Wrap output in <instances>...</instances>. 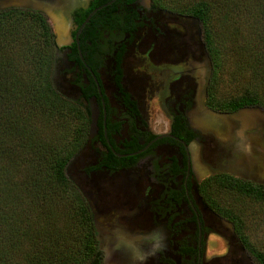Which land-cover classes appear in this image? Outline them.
<instances>
[{"label":"flooded vegetation","instance_id":"af4514ba","mask_svg":"<svg viewBox=\"0 0 264 264\" xmlns=\"http://www.w3.org/2000/svg\"><path fill=\"white\" fill-rule=\"evenodd\" d=\"M40 1L49 23L44 10L68 29L60 44L52 28L55 66L68 76L61 91L96 123L86 156L68 167L94 222L99 253L87 264H254L203 184L227 174L264 186V130H241L219 114L234 110L214 106L200 19L156 0ZM155 82L162 130L150 124ZM213 233L227 249L208 255Z\"/></svg>","mask_w":264,"mask_h":264},{"label":"trees","instance_id":"16d2710c","mask_svg":"<svg viewBox=\"0 0 264 264\" xmlns=\"http://www.w3.org/2000/svg\"><path fill=\"white\" fill-rule=\"evenodd\" d=\"M182 1L187 5L175 8L203 25L214 66V106L264 107V0ZM229 61L246 90L222 98L218 86ZM55 69L47 17L23 8L0 11V264H87L99 253L90 206L67 174L89 139L91 113L55 87ZM76 81L82 87L83 72ZM203 185L210 202L234 222L247 250L264 264V249L243 235V218L216 194L225 189L264 201V186L227 174Z\"/></svg>","mask_w":264,"mask_h":264},{"label":"rangeland","instance_id":"374dc122","mask_svg":"<svg viewBox=\"0 0 264 264\" xmlns=\"http://www.w3.org/2000/svg\"><path fill=\"white\" fill-rule=\"evenodd\" d=\"M145 3H148L149 0H143ZM166 5H168L170 8L181 7L182 5H187L186 1H179L171 2V0H165ZM181 5V6H180ZM51 26L54 29L55 33L58 34V41L60 44H64L66 37H64V33L68 31L66 27L63 29L58 28V23L53 20V18L50 17ZM55 22V23H54ZM68 28V27H67ZM61 34L63 37H61ZM66 43V42H65ZM229 67H226L221 75V81L218 86V95L222 98H232L237 95L242 94L246 89V85L244 80H236L233 76H235L236 72L233 67V61H229L228 63ZM57 76H56V82L60 89H64V84L67 82V75H64L62 73V68L60 66L56 67ZM152 91L150 93V110L152 114V119L150 120V124L155 127L156 129H164L166 127L167 117L165 113L163 112V106L161 101H159V92L161 90L160 83L155 82L154 85H152ZM69 95L73 96L74 93L70 92ZM76 96V95H75ZM218 120L222 122H226V119L222 117H217ZM195 118H193L194 120ZM166 121V122H165ZM205 129V127H203ZM216 133V132H214ZM78 157L77 164H79L80 158L82 156H86V152L80 151ZM69 176L73 175V172H71V169L68 170ZM219 195V199L222 200V203L226 206L233 207L237 214H239L243 220L244 223L242 225V232L243 235L246 234V236L249 238L248 240L254 244L258 249H264V201H258L254 200L249 197L245 196H238L231 191H227L225 189H221L220 192L216 193ZM223 227V228H222ZM229 224H226V221L224 225H221V229H223L227 234L228 238H234L235 236L232 234V230ZM231 230V232H230ZM245 236V235H244ZM227 249V241L225 238L221 237L220 235H217L215 233L210 235V238L208 240V250L207 254L210 255L212 253H222L223 251H226ZM245 254H248L252 262L254 264H259L257 260L251 255V253L247 250Z\"/></svg>","mask_w":264,"mask_h":264},{"label":"water","instance_id":"95a60500","mask_svg":"<svg viewBox=\"0 0 264 264\" xmlns=\"http://www.w3.org/2000/svg\"><path fill=\"white\" fill-rule=\"evenodd\" d=\"M114 0H111L109 3L113 2ZM42 3L40 0H0V11L8 9V8H29L32 10H43L41 4ZM48 14H50V17L53 18L54 11L52 10L51 12L49 10H44ZM54 20V19H53ZM208 66V69L206 70L207 74L209 75L210 72L213 69V63L212 59L207 52V61L205 63ZM56 76H57V71L55 69L54 72V85L55 87L61 91V89L58 87L57 82H56ZM220 115L224 116L226 119H228L231 122H234V124H239V127L241 130H259L263 131L264 130V107L259 106V105H247L240 107L234 111L227 112V113H220ZM96 127L95 121L92 122L91 124V131L94 130ZM69 167V165H68ZM67 174L69 176V172L67 170ZM70 177V176H69ZM249 178V176H246ZM84 195H87L85 191Z\"/></svg>","mask_w":264,"mask_h":264},{"label":"bare ground","instance_id":"6f19581e","mask_svg":"<svg viewBox=\"0 0 264 264\" xmlns=\"http://www.w3.org/2000/svg\"><path fill=\"white\" fill-rule=\"evenodd\" d=\"M58 28H59V29H63L64 26H62V24L60 23V24H58Z\"/></svg>","mask_w":264,"mask_h":264}]
</instances>
